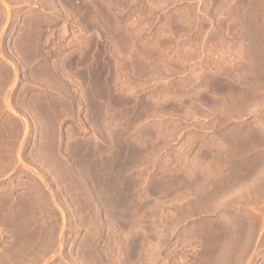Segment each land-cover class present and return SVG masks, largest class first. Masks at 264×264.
<instances>
[{"label": "rangeland", "instance_id": "1", "mask_svg": "<svg viewBox=\"0 0 264 264\" xmlns=\"http://www.w3.org/2000/svg\"><path fill=\"white\" fill-rule=\"evenodd\" d=\"M0 264H264V0H0Z\"/></svg>", "mask_w": 264, "mask_h": 264}, {"label": "bare ground", "instance_id": "2", "mask_svg": "<svg viewBox=\"0 0 264 264\" xmlns=\"http://www.w3.org/2000/svg\"><path fill=\"white\" fill-rule=\"evenodd\" d=\"M103 9H104V8H103ZM103 11H104V10H103ZM103 13H104V12H103ZM95 21H96V20H95ZM90 23H91V22H90ZM252 41H253V40H252ZM222 60H223V59H222ZM217 68H218V67H217ZM222 71H223V70H222ZM225 71H226V70H225ZM225 71H224V73H225ZM218 72H219V71H218ZM227 72H228V71H227ZM215 74H216V73H215ZM224 77H225V76H224ZM224 77H223V78H224ZM230 77H231V76H230ZM218 78H220V77H218ZM218 78L216 77V79H218ZM227 80H228V79H227ZM229 80H230V79H229ZM217 81H220V80H217ZM222 81H223V80H222ZM222 81H221V83H222L223 85L218 84L219 86H224V85H225ZM218 83H219V82H218ZM226 83H227V81H226ZM228 83H229V82H228ZM231 84H232V83H231ZM231 84H230V85H231ZM227 85H228V84H227ZM230 85H229V86H230ZM219 86H217V87H219ZM217 87H216V88H217ZM226 87H227V86H226ZM235 88H236V87H235ZM223 89H225V86H224V88L222 87V90H223ZM228 89H229V88H228ZM216 90H217V93H218V92H220V93L222 92V91H220L221 88H220V90H219V89H216ZM218 90H219V91H218ZM231 90H232V89H231ZM234 90H235V89H234ZM223 91H224V90H223ZM227 91H228V90L225 89V92H226V93H228ZM235 91H236V90H235ZM220 93H218L219 96H221ZM222 93H223V92H222ZM232 93H233V92H232ZM223 94H224V93H223ZM229 94H230V91H229ZM216 95H217V94H216ZM225 95H226V94H225ZM225 95H224V97H226ZM227 95H228V94H227ZM217 98H218V97H217ZM220 98L223 99V100H221L220 103H223V101H226V100H224V98H222V96L219 97V100L217 99L216 101H217V102L220 101ZM226 98H227V97H226ZM227 99L230 100V98H227ZM253 100H254V99H253ZM217 102H216V103H217ZM254 102H255V101H254ZM228 103H229V102H227V104H228ZM217 104H218V103H217ZM223 104H224V103H223ZM223 104H220L219 107H221V105H223ZM218 105H219V104H218ZM228 105H229V104H228ZM224 106H225V105H224ZM226 107H227V106H226ZM240 107H241V106H240ZM216 108H217V107H216ZM222 108H223V107H222ZM246 108H247V107H246ZM250 108H251V107H250ZM218 109H219V108H218ZM226 109H227V108H226ZM228 109H229V107H228ZM224 110H225V109H224ZM248 110H249V109H248ZM239 111H240V110H239ZM245 111H246V110H245ZM222 112H223V111H222ZM218 113H219V112H218ZM241 113H242V112H241ZM244 113H245V112H244ZM241 115H242V114H241ZM256 140H257V139H256ZM258 142H259V141H258ZM256 143H257V142H256ZM83 155H84V153H83ZM93 172H94V171H93ZM247 172H248V171H247ZM255 174H256V173H255ZM246 176H247V175H246ZM249 177H250V176H249ZM250 184H251V183H250ZM245 185H246V184H245ZM245 189H246V188H245Z\"/></svg>", "mask_w": 264, "mask_h": 264}]
</instances>
